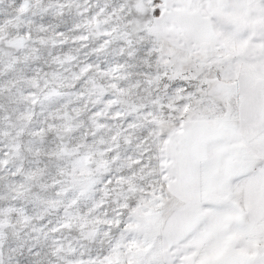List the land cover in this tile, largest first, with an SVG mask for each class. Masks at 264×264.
<instances>
[{
	"label": "snow or ice",
	"instance_id": "1",
	"mask_svg": "<svg viewBox=\"0 0 264 264\" xmlns=\"http://www.w3.org/2000/svg\"><path fill=\"white\" fill-rule=\"evenodd\" d=\"M0 264H264V0H0Z\"/></svg>",
	"mask_w": 264,
	"mask_h": 264
}]
</instances>
